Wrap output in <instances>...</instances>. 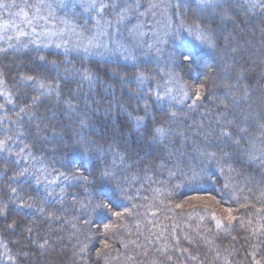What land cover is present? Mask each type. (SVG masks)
<instances>
[{
  "label": "trees",
  "instance_id": "1",
  "mask_svg": "<svg viewBox=\"0 0 264 264\" xmlns=\"http://www.w3.org/2000/svg\"><path fill=\"white\" fill-rule=\"evenodd\" d=\"M172 11L211 43L187 59L176 51L173 68L199 93L175 112L159 99L157 60L0 52L3 264H264V12L191 0ZM219 119L210 148L227 169L207 168L188 186L170 172L176 150L155 134L175 122L214 135ZM32 159L68 178L62 201L49 198Z\"/></svg>",
  "mask_w": 264,
  "mask_h": 264
},
{
  "label": "rangeland",
  "instance_id": "2",
  "mask_svg": "<svg viewBox=\"0 0 264 264\" xmlns=\"http://www.w3.org/2000/svg\"><path fill=\"white\" fill-rule=\"evenodd\" d=\"M178 1L185 0H0V4L7 5L0 7V52L37 51L46 47L128 64L157 60L164 73L159 99L175 112L180 106L194 103L199 93L196 85L173 68L176 51L187 59L196 47H211L208 32L191 29L174 17L172 6ZM191 1L201 8L237 2L248 12H264V0ZM122 11L125 12L123 18ZM259 45L251 44V47ZM0 93L6 95L1 74ZM207 122L211 127L212 121ZM218 122L219 125L211 127L214 135L206 129L205 136L195 131L184 134L179 131L181 124L175 122L157 130L154 138L165 139L171 151L176 150L170 172L180 174L184 184L193 186L205 180L207 168L217 172L224 167L227 169L210 148L214 136L218 142L222 138V119ZM34 161L32 159L30 166L37 168L39 183L49 198L62 201L68 178L36 166ZM218 211L225 217L230 212L225 207ZM113 253V249L107 251L104 258L110 259ZM8 260L9 251L0 243V264Z\"/></svg>",
  "mask_w": 264,
  "mask_h": 264
},
{
  "label": "snow or ice",
  "instance_id": "3",
  "mask_svg": "<svg viewBox=\"0 0 264 264\" xmlns=\"http://www.w3.org/2000/svg\"><path fill=\"white\" fill-rule=\"evenodd\" d=\"M253 6H255V5H253ZM0 7H7V5L0 4ZM92 7H95V4H92ZM101 7H105V6L101 5ZM21 11H23V10H21ZM124 15H125V12L122 11L121 14H120L121 18H123ZM0 147H2V142H0ZM13 191H15V189H13Z\"/></svg>",
  "mask_w": 264,
  "mask_h": 264
}]
</instances>
